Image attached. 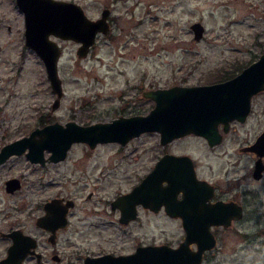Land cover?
<instances>
[{"label": "rangeland", "instance_id": "1", "mask_svg": "<svg viewBox=\"0 0 264 264\" xmlns=\"http://www.w3.org/2000/svg\"><path fill=\"white\" fill-rule=\"evenodd\" d=\"M72 1L78 2L91 18L108 7L113 23L106 34L96 37L84 57L76 54V41L55 38L61 46L58 73L63 92L59 105L52 108L55 94L44 64L24 44L23 13L15 0H0V122L7 123L8 138L27 134L46 120L64 123L72 119L85 124L135 111L145 113L153 100L151 105L144 102V89L212 82L222 74L227 77L237 73L264 50V0ZM196 20L204 26L203 35L197 40L190 29ZM263 126L264 89L253 96L252 112L246 120L235 123L215 149L205 147L200 137L190 135L173 144L174 149L195 158L200 175L222 187L232 185L237 191L248 193L243 220L229 231L216 230L218 241L210 257L200 264H264V173L259 180L249 175L256 155L237 148L253 140ZM158 137L157 132H143L124 146L103 142L94 149L73 142L66 160L55 166L59 173L54 179L60 178L63 168L71 169L72 176H67L69 190L66 185L63 187L79 201L76 211L81 214L85 204L107 213L103 210L105 205L99 210V203L130 186L148 168L153 156L160 152ZM97 159L117 165L116 175L102 179L98 170L91 174L96 184L91 180L88 184L77 181L81 170L88 169ZM234 176L239 177L237 182ZM91 188L95 192L87 201L85 195ZM44 195L47 192L43 188L39 196ZM138 230L148 238L160 240L177 227L154 215L149 223L137 226ZM112 231L101 234L114 236ZM96 233L90 234L88 245L98 242Z\"/></svg>", "mask_w": 264, "mask_h": 264}, {"label": "water", "instance_id": "2", "mask_svg": "<svg viewBox=\"0 0 264 264\" xmlns=\"http://www.w3.org/2000/svg\"><path fill=\"white\" fill-rule=\"evenodd\" d=\"M15 3L23 13L24 44L42 60L46 77L55 94L52 108H56L63 89L58 73L61 46L55 38L76 41L78 43L76 54L79 57L86 56L95 42L97 32H106L109 28L106 20L109 9L103 8L99 17L91 18L78 2L72 0H15ZM190 29L196 40L202 37L204 26L200 21H193ZM263 89L264 50L258 58L243 66L233 76L222 80L196 84L176 83L165 87L144 89L142 95L153 100L152 107L145 113L118 115L106 121H94L87 124L72 119L64 123L54 120L32 128L27 134L7 143L3 148H8L10 152L26 149L25 153L31 160H43V149H48L49 159L57 160L66 155L73 142H86L90 146L98 142L113 141L124 144L130 138L149 131L157 132L161 142L193 133L202 135L210 143H216L228 130L232 120H245L250 110L251 96ZM219 123L222 124L221 130ZM246 148L255 150L258 154H264V128L255 141ZM169 162L183 164L185 168L172 167L171 171L165 172L166 169L163 166ZM263 168L264 164L257 160L254 176L259 177ZM164 179L168 181L166 187L174 191L182 188L185 196L196 194V189L211 187L205 179L196 177L192 160L188 155L164 154L155 163L153 169L129 193L120 198L144 192L160 195L164 191L162 185ZM136 201H141L153 208L165 202L158 200L154 204L153 199H136ZM203 201L205 199L199 200L200 203H204ZM181 202L182 200L174 201L175 204L165 202L166 209L176 214L180 212V207L177 208V205ZM236 205L234 202L217 201L213 205L207 203L201 207H208L210 210L229 208L238 210L239 205ZM204 222V224L195 225L184 221L186 237L179 247L147 246L146 251L150 250V255L154 259L151 264L197 263L201 259L202 249L211 247L215 243L209 225L220 223L227 225L229 215L224 217L222 214L212 213L206 216ZM194 234H200L202 237L196 239L198 248L189 250L186 245L190 240H194ZM203 234L207 238H203ZM141 250L138 248L129 254L87 255L84 264H131L132 257L139 254ZM12 257L14 260H20L22 255L8 254L0 261H10Z\"/></svg>", "mask_w": 264, "mask_h": 264}, {"label": "flooded vegetation", "instance_id": "3", "mask_svg": "<svg viewBox=\"0 0 264 264\" xmlns=\"http://www.w3.org/2000/svg\"><path fill=\"white\" fill-rule=\"evenodd\" d=\"M110 13L109 9L106 15V20L109 24L108 30L106 32H97L96 37L99 34H106L110 30L113 23ZM2 50L3 49L0 47V57ZM5 56H7L6 51ZM234 74L213 81L222 80ZM262 91L263 90H260L251 96V106L247 116L252 112L253 96L260 94ZM143 100L144 102L146 101V103L149 102L151 105L152 99L143 97ZM1 105H3V102H0V108L2 107ZM150 108L151 106L148 109ZM134 113L141 112L135 111ZM244 121H239L237 119L232 120L228 130L223 133L220 141L216 143H210L205 137L198 134L189 133L183 136L190 135L200 137L204 141L205 147L215 149V147L222 142L224 135L234 128L233 126L235 123H242ZM48 122L51 121H44L36 126H42ZM221 127L222 124L219 123L220 130ZM263 128L264 126L261 131ZM7 129V123L0 122V260L7 257L8 254L13 256L22 255V257L20 260H14L12 257L10 261H0V264H84V259L87 255L129 254L136 251L138 248L142 250L139 254L132 257L131 264H151V261L154 260L150 255L151 251L148 250L150 251L148 252L145 248L147 246L160 245L179 247L186 237L183 226L184 221L195 225L204 224L206 216L212 213L222 214L224 217L229 215V223L227 225L222 223L209 225V229L214 235L215 243L211 247H204L202 249L201 259L195 263L200 264L210 257L211 251L218 241V232H216V230L218 228L228 231L234 229L236 225L243 220L246 214V194L248 193L245 192V190L242 192L237 191V188L234 189L232 185L222 187L207 176L200 175L197 170V161L195 158L185 151H178L173 148V144L183 136L165 142H161L158 137L160 152L153 156V162L150 163L148 168H145L141 175L130 186L117 190L111 197L99 203V210L105 205L103 210H106L107 213L96 211L98 210L96 207L92 206L89 208L83 204L84 208L80 209L81 214H79L76 211V207H79L78 204H80L79 201L75 196L67 192L69 190L68 182H70V178L67 176H72L71 174L73 171L68 168H63L60 171V178L58 180L54 179L57 173H59L55 170V166L57 164H62L68 157V154L66 153L63 158L52 160L49 159L50 151L48 149H43V160H31L25 153L26 149L20 152L18 151L19 149L10 152L8 148L3 147L26 133L8 138ZM257 135L253 140L237 148L256 155L253 158L248 174L256 180H259L263 176L264 168L261 170L259 177L254 176L255 162L260 160V162L264 164V154H258L255 150L246 148V146L255 141ZM127 142L124 144L118 143L124 146ZM82 143L86 144L88 148L94 149L103 142H98L94 146H90L86 142ZM164 154L188 155L192 160L196 177L205 179L211 184V187L196 189V194H186L185 196L182 188L174 191L166 187L168 181L164 179L162 180L164 191L160 195H152L151 193L144 192L126 198H120L122 195L129 193L133 187L140 182L142 177L153 169L155 163ZM106 161L107 163H103L101 159H97L95 161L96 163L88 166V169L81 170L82 175L77 177V181L88 184L91 180V183L96 184L91 174L97 173L98 170L100 173L99 177L102 179L104 177H111L114 174L116 175L115 171L118 170L116 168L117 165H113L109 160ZM179 166L185 168V165L173 162L165 163L163 167L166 169L165 172H168V170L171 171L172 167ZM50 175L52 179H50ZM81 177H85L83 178L84 181L80 179ZM238 178V176L233 177L235 182H237L236 179ZM58 184L62 185L57 186ZM63 185H66L68 190L64 188ZM57 187L59 188L58 190H56ZM43 188L45 192H47V195L39 196ZM54 189L55 191H53ZM94 192L92 188L86 192L85 198L87 201L92 198ZM136 199H153L155 200L154 204L158 200H163L168 204L178 200H182V202L177 205V208L180 207V212L174 214L166 209L165 202L159 204L157 208H153L143 204L141 201H136ZM202 199H205V201H203L204 203L199 202V200ZM217 201L221 203L234 202L239 205V209L210 210L208 207H201V205L205 206L207 203L213 205ZM106 214L107 216L111 214V216L103 217V215L106 216ZM92 215L95 217H92ZM154 215H160L166 221L175 223L177 230L168 235H164V238L160 240H156L152 237L148 238L145 233H141L139 230L136 231L137 226L141 228V226L149 223L151 217ZM110 230H114V232H111L114 233L112 234L114 236L101 234L103 231ZM198 230H200V228H198ZM94 231L98 232L96 233ZM91 233H96L97 236H99L98 242H95L94 246L88 245L89 241L92 239ZM201 237L200 234H194V240H190L186 245L188 249L196 250L198 248L196 239ZM203 238H207L205 234H203ZM86 242L87 244L84 245L83 243ZM73 257H76V259L78 258L77 261L73 260ZM155 260H157V258H155Z\"/></svg>", "mask_w": 264, "mask_h": 264}, {"label": "trees", "instance_id": "4", "mask_svg": "<svg viewBox=\"0 0 264 264\" xmlns=\"http://www.w3.org/2000/svg\"><path fill=\"white\" fill-rule=\"evenodd\" d=\"M224 75H226V74H222V75H220L219 77L222 78V77H224ZM46 121H49V120H46Z\"/></svg>", "mask_w": 264, "mask_h": 264}]
</instances>
